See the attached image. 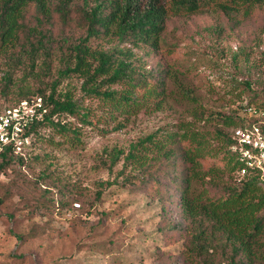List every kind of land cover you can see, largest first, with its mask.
<instances>
[{
  "label": "rangeland",
  "instance_id": "rangeland-1",
  "mask_svg": "<svg viewBox=\"0 0 264 264\" xmlns=\"http://www.w3.org/2000/svg\"><path fill=\"white\" fill-rule=\"evenodd\" d=\"M74 4L81 6L80 1ZM76 6L67 24L54 16L51 50L30 56L19 45L0 49V110L14 103L20 91L47 93L58 81L57 90L69 88L79 111H89L86 121L59 115L78 129V140L72 131L43 126L41 137L24 149L25 163L13 156L6 163L0 156V264H236L224 237L210 235L209 223L199 239L205 249L189 253L199 227L184 216L180 185L169 161L147 149L144 161L124 156L147 135L170 144L174 140L168 133L177 139L186 127L215 152L208 161L221 155L226 145L218 131L227 134L231 125L219 114L242 113L238 107L249 98L236 83L249 79L264 99V14L222 32L214 31L222 21L211 8L171 14L159 45L151 47L113 32L87 36ZM86 36L91 49L129 53L138 73L159 70L161 101L140 97L139 105L123 111L85 92L79 74L61 75L65 48L60 43ZM105 87L125 93L128 84L117 81ZM142 145L150 147V141L140 149ZM114 148L124 151L109 165ZM227 174L223 178L230 182ZM217 190L207 177L190 182L194 195ZM260 238L259 251L264 232ZM251 264H264L263 252Z\"/></svg>",
  "mask_w": 264,
  "mask_h": 264
},
{
  "label": "trees",
  "instance_id": "trees-1",
  "mask_svg": "<svg viewBox=\"0 0 264 264\" xmlns=\"http://www.w3.org/2000/svg\"><path fill=\"white\" fill-rule=\"evenodd\" d=\"M78 1L81 6L74 4ZM73 6L77 7L82 17L87 36L113 32L130 43H146L151 47L159 45L160 33L171 14L194 13L211 8L222 21V24L214 26L217 32L233 30L248 23L253 16L264 14V0H0V49L19 45L20 50L30 56L40 49H50L49 44L54 40L51 28L54 16L57 15L59 20L67 24L71 20ZM260 30H264V25ZM87 36L71 44L60 43L59 48H65V65L59 70L61 75L71 72L79 74L83 77L81 88L85 92L107 99L123 111H130L139 105L140 97L154 98L157 103L161 101L164 82L158 74L159 70L138 73L129 53H124L123 49H91L85 43ZM117 81L128 84L125 93L102 88L105 84ZM57 82L52 83L47 93L43 89L33 91L35 93L31 95H28L29 90L20 91L19 98L7 105H14L22 98H42L47 113L27 128L33 133L30 145L41 137L39 129L43 126L54 127L62 133L72 131L73 138L78 140V129L60 120L61 114L78 116L81 121L87 120L89 111H79L80 106L71 90H57ZM235 87L249 95L248 103L264 104L261 92L254 88L249 79H241ZM240 109L241 106L238 107ZM219 118L230 127L249 125L256 121V117L247 118L243 111L219 114ZM261 129L264 131V124ZM218 135L224 140L226 149L211 161L208 159L215 152L196 137L195 131L187 127L177 139L175 134L168 133L167 136L174 140L170 144L164 140L152 141V135H147L138 143L131 144L124 158L144 161L147 149L154 152L153 157L170 162V167L176 173L173 178L180 185L184 216L197 221L199 227L192 235L189 253L205 249V241L200 243L199 239L205 237L207 229L204 225L209 223L212 228L210 235L217 232L224 237L230 245L232 258L237 256L234 259L236 264H251L255 257L262 256V252L264 254V248L258 250L263 242L260 236L264 232V183L253 173L238 176L241 163L236 151L230 148L234 142L230 131L227 134L218 131ZM144 141H150V147L142 145L140 149ZM123 151L121 148L112 149L109 165ZM0 156L6 163L11 156L22 163L26 162L22 155L10 147L0 151ZM225 171L228 172L227 176L230 175V182L223 178ZM205 177L219 190L211 194L200 191L194 195L195 192L190 191L191 180H204Z\"/></svg>",
  "mask_w": 264,
  "mask_h": 264
},
{
  "label": "built area",
  "instance_id": "built-area-1",
  "mask_svg": "<svg viewBox=\"0 0 264 264\" xmlns=\"http://www.w3.org/2000/svg\"><path fill=\"white\" fill-rule=\"evenodd\" d=\"M242 111L247 118L256 117V121L243 126L230 128L234 142L230 146L236 151L241 163L238 176L253 173L264 183V104L256 105L245 101ZM47 113L40 96L22 98L14 105L0 111V151L10 147L15 153L25 156V148L32 141L33 133L27 128L33 122L41 120Z\"/></svg>",
  "mask_w": 264,
  "mask_h": 264
}]
</instances>
